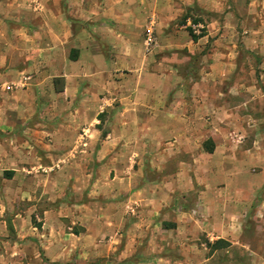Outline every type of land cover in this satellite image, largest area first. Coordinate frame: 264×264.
Wrapping results in <instances>:
<instances>
[{"label": "rangeland", "instance_id": "rangeland-1", "mask_svg": "<svg viewBox=\"0 0 264 264\" xmlns=\"http://www.w3.org/2000/svg\"><path fill=\"white\" fill-rule=\"evenodd\" d=\"M74 6L79 9L75 2L65 1V19L60 22L53 19L50 25L45 8L38 0H0V28L18 31L17 50L10 54L16 58L13 60L19 66L17 69L27 71L23 76H31L33 81L41 75L44 82L48 79L44 85L31 80L19 86V81L9 79L11 70L1 73L3 83L9 84L0 91L4 96L0 99V122L15 124L18 130L5 131L0 136L6 152L0 161V264H53L43 256L45 251L38 243L44 211L60 208L68 218L63 219L65 231L69 233L72 229V233H79V229L86 230L73 225L72 215L79 214L81 206L89 203L102 216L101 224L93 228L97 238V246L93 247L97 248L98 255L95 253L90 258L86 253L89 242L72 237V241L66 242L69 251L79 246L82 250L71 252L55 264H168L158 256L155 262L148 257L144 249L156 250L153 243L142 246L139 259L124 260L120 257L122 241L113 243L109 231L114 227L108 225L113 222L108 219L112 214L106 212L112 208L108 205L114 203L120 216L126 209L124 202L116 203L118 200L112 199L107 188L123 183L115 179V174H110L115 164L112 166L107 158L90 162L88 156L129 153L128 148L120 145L107 151L103 142L115 123L111 112L119 109L121 102L106 100L109 92L104 86H99L97 93L88 91V79L79 85L72 83L69 89L70 92L86 89L85 100H72L74 95L64 99L56 94L65 85L60 77L70 75L83 80L89 76L88 67L81 72L78 65L68 64L62 56L50 58L59 66L48 62L47 67H41L39 46L43 42L54 44L58 38H71L69 28L75 33L78 25L89 24L70 14ZM159 13L165 16L160 18V24L148 22L140 36L144 54L160 76L155 82L145 77L144 88L149 91L155 88L156 93L152 100L146 97L143 101L152 102L153 107L160 105L161 109L177 105L180 113L187 110L192 114L188 120L193 130L194 156H188L187 165L170 161V152L161 158L158 143L163 137L172 136L145 130L140 132L142 140H147L141 150L142 162H129L127 166L118 162L116 167L133 173L131 186H160L167 191L180 188L173 194L167 219L179 218L178 224L185 227L187 238L178 234L170 239V247H161V253H157L174 259L171 264H264V0L188 3L177 0L162 5ZM189 28L199 37L196 42ZM149 30L150 44L147 43ZM27 46L33 49H26ZM103 49L110 58L112 48L105 45ZM29 54L33 60L26 63ZM23 90H30V95L35 97L15 99ZM128 90L126 87L125 91ZM95 93L98 97L93 96ZM17 102L26 106L15 108ZM176 118V123L171 125L178 128V135L191 133L184 127V116ZM90 126L98 130L93 146L86 144L89 133L83 131ZM15 134L38 145L27 148L32 151L37 169L33 174L24 172L18 178H13L10 171L14 165L8 145ZM65 139L69 144H65ZM212 147L214 152L209 154L206 150ZM142 173H145L143 177ZM175 174L184 175L178 181L174 179V183L169 182ZM126 185L130 187V181ZM26 190L36 192V201L27 200L23 192ZM45 190L52 194L53 201H47ZM29 217L31 224L26 225L23 221ZM14 220H21L17 223L19 231L11 228ZM218 240H224L226 245L219 249L211 247ZM107 243L117 247L115 253L107 255Z\"/></svg>", "mask_w": 264, "mask_h": 264}, {"label": "crops", "instance_id": "crops-1", "mask_svg": "<svg viewBox=\"0 0 264 264\" xmlns=\"http://www.w3.org/2000/svg\"><path fill=\"white\" fill-rule=\"evenodd\" d=\"M38 1L43 4V8H45L44 12L48 20H50V25L53 24V19H56L58 22L65 19V12L63 11V3L65 1L75 2L77 7H79L77 10L76 6H74L70 11V14L76 18V20L81 19L82 23H89L86 26L78 25L79 28L76 29L75 33L69 28L71 38H58V41L54 44H50V42L47 41L39 46L42 57L41 67H47L48 62L53 63V61L50 60L52 56H62L63 60L68 64L78 65L81 72H84L87 67L89 69V76L83 77V80L82 78L81 80L72 78L70 75L61 76L60 78H62L65 83L64 89L59 93L57 91L56 94H59L64 99L74 95L75 97L71 98L72 100H78L80 98H84L81 100H85V95L87 93L86 89L83 92L79 89H74V91L70 92L69 89L72 88V83L74 85H79V83L86 82L88 79L90 84V90L88 91L97 93L100 91L98 90L99 86H104L105 91L109 92V94L105 95L106 100H119L121 102L119 109H113L111 112L114 117L113 119H115V123L114 125L112 124L111 130L103 142L106 145L107 151L109 147L120 145L126 149L128 148L130 150L129 153L113 154L112 156L106 153L105 156L100 157L89 154L88 156L90 162H96L97 160L103 161L107 158L108 163H111L112 166L115 164V167L111 168L110 174H115V179L123 183V185H119L118 187L107 188V192L111 195L112 199L118 200L116 203L124 202L126 209L124 214L122 213L123 215L120 216V214L116 212L114 203H112V205L109 203L105 204H109L108 208L112 206L111 209L106 211L112 213L111 216L108 217L109 220L113 221L108 224L114 227L109 230L112 234V241L113 243H120L121 241L123 243L120 257L124 260L132 258L139 259L143 253V251H140L142 246L153 243L157 246L156 250L151 252L148 249H144L145 252L148 253V257L153 258V262H155L158 256L159 260L164 259L168 264H171L174 259L161 256L162 254L159 255L157 253H161L159 251L161 247L165 249L171 246L170 239L172 237L179 234L182 235L181 238H187L185 227L180 223L178 224L179 218L172 219L171 221L167 219L168 214L171 212L173 194L178 193L180 188H178V191L175 187L167 191L160 186L150 188H148L149 186H131L134 180L133 173L129 170H125L124 167H116V163L121 162L127 166L129 162H142L144 154L141 150L146 146L147 143L145 141L147 140H142L140 132L145 130L160 131L162 135L170 134L172 136V138L163 137L159 141L158 146L161 158L165 157V153L170 152V161L177 160L180 164L187 165L188 156H194L192 147L193 130L188 120V117L192 114L187 110H183L184 112L180 113L181 108L177 105L161 109L160 105L153 107L151 105L152 102L147 103L143 101L146 97L152 100V97L154 98L156 93L154 90L155 88H151L153 89L151 91L144 88L145 77H150L154 79L155 82L160 79V76L156 72V66L150 64V60L146 57V54H144V46L141 43L140 36L145 31L148 22L155 23L158 21L160 24V18L165 17L159 13L162 5L167 3L171 4V1L176 2L177 0ZM178 1L188 3L194 0ZM17 35L18 31H16V29L9 30L0 28V91L4 85L9 84L7 82L3 83L5 82L1 74L3 70H11L12 74L8 77L13 82L19 81V86H22L24 83L27 85L31 80L32 83L35 81L38 82V85L48 83V79H46L45 82L43 81V75L33 81V77L23 76L27 71L17 69L19 66L14 62L16 58L10 57L11 52L13 53L17 50ZM105 45H109L112 48L110 58H107L105 55L103 49ZM26 49H33V46H27ZM29 60H33L30 54L26 56V63H28ZM84 61L86 63H84ZM52 65L59 66L58 63H53ZM83 66L86 67L83 68ZM53 79L56 80L58 77ZM54 81L52 83L53 86ZM126 87L129 88L128 91H125ZM30 92V90L20 91L17 93L18 95L15 96V99L34 98L35 96L30 95ZM96 93L93 94V96L98 97ZM1 98L3 99L4 96L0 92V99ZM24 106L26 105L20 102L15 104V108H23ZM104 109H108V107ZM93 112H97V107L93 108ZM5 113L9 114L8 112ZM178 115L184 116V121L186 123L184 127H186L187 131H191V133H185L184 136L178 135L180 134L178 128L171 125V122H174V124L176 123V116ZM17 127L18 126L15 124H1L0 122V136L1 133L5 131H10L11 133L17 132ZM83 131L87 134L89 133L88 140L85 139L86 144L93 146L94 138L96 139L98 132L97 128L95 126L93 128L90 126ZM17 135L18 134H15V138L9 139L8 142L9 157L14 165L10 170L13 178H18L20 175H23L24 172L33 174L35 169H37L33 165L34 157L32 156V151L27 148L37 147L38 145L33 143L32 140L20 138ZM80 136L81 138L84 137L83 135ZM168 138L170 139L167 140ZM173 138L175 140H173ZM178 142L179 144H177ZM65 144H69L68 140L65 141ZM3 145L5 144L0 138V161L2 157L6 155V152L2 149ZM5 172L6 171H4V173ZM92 173L91 171L89 172L90 177H92ZM142 174L140 175L143 177L145 173ZM182 175L184 174H175V176L170 178L169 182L171 181L174 183V179ZM178 180L179 178L177 181ZM128 181H130V187L126 185ZM23 192H25L28 201H36V192H30L28 190ZM43 193L47 201H53L51 199L52 194L48 190H45ZM16 194H18V192H16ZM115 196H117V198ZM93 206V203H89L88 205L83 204L81 206L83 208L80 209L79 214L72 215L73 219L71 220L75 222L73 225H77L86 230L82 231L79 229V233H72V229H69V233L65 231L63 219L68 218L59 210L60 208L44 211V218L42 219L43 232L41 231L38 234V243L42 245V250L45 251L43 256L49 263H61L66 259L67 255L69 257L71 252L75 254L76 251L80 252L82 250L80 246L77 248L74 246L75 248L69 251V248L66 247V242L68 240L72 241V237L89 242L90 248L86 253L90 258H94L95 253L98 255V252H96L97 248L93 247L97 246V238H95L96 235L93 232V228L100 223L99 221H101L100 219L102 216L97 213L98 211H95L96 209ZM131 215H133V217L135 216V218L132 219ZM18 217L19 216H16V218ZM104 217H106V215ZM120 220L123 223L117 225L115 221L119 222ZM20 221L21 220H14L12 229L15 227L16 231H19L17 223H20ZM31 221L32 218L29 217L25 219L23 223L27 225L29 223L31 224ZM50 228H52V231H49ZM114 232H116L115 235H113ZM74 242L76 243V240ZM107 244H109L107 255L111 252L115 253L117 247L114 246V244ZM39 260L43 262L42 254H39Z\"/></svg>", "mask_w": 264, "mask_h": 264}, {"label": "trees", "instance_id": "trees-1", "mask_svg": "<svg viewBox=\"0 0 264 264\" xmlns=\"http://www.w3.org/2000/svg\"><path fill=\"white\" fill-rule=\"evenodd\" d=\"M188 31H189V34H190L192 40L196 42V41L199 39V37H198V36H195V35L193 34L191 28H189ZM206 151H207L209 154H212V153L214 152V149H213V147H212V148H210L209 150H206ZM7 179H10V178H7ZM11 228H12V226H11ZM209 245H211V244H209ZM223 245H226V242H225L224 240H218V241H216L214 244H212L211 247L216 248V249H219V248H222Z\"/></svg>", "mask_w": 264, "mask_h": 264}, {"label": "built area", "instance_id": "built-area-1", "mask_svg": "<svg viewBox=\"0 0 264 264\" xmlns=\"http://www.w3.org/2000/svg\"><path fill=\"white\" fill-rule=\"evenodd\" d=\"M151 32H150V30L148 31V41H147V43L148 44H150V43H152V38H151V34H150Z\"/></svg>", "mask_w": 264, "mask_h": 264}]
</instances>
